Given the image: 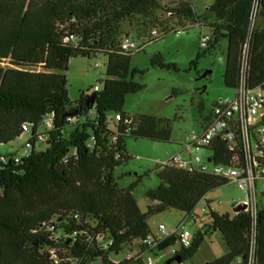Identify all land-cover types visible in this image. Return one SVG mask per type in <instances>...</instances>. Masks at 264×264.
Instances as JSON below:
<instances>
[{
  "label": "trees",
  "instance_id": "trees-1",
  "mask_svg": "<svg viewBox=\"0 0 264 264\" xmlns=\"http://www.w3.org/2000/svg\"><path fill=\"white\" fill-rule=\"evenodd\" d=\"M195 1L177 0L164 7L157 0H0V145L18 139L23 124L30 126L29 141L34 143L39 125L52 120L45 151L34 149L22 163L0 165V264H143L115 263L111 257L152 234L147 217L167 210L193 214L208 193L227 184L197 172L157 167L159 184L146 191V211L141 212L133 196L135 185L121 189L114 177L115 169L130 159L125 139L168 143L171 135L167 121L150 115L124 124L129 117L123 112L125 97L144 86L134 81L143 72L130 69L132 53L120 50L123 22L141 18L154 25L155 15L165 13L169 23L155 26L160 36L149 43L186 22L191 28L206 27L210 41L193 64L226 41L223 84L232 90L238 84L254 0H211L202 16L196 15ZM256 2V16L264 20V0ZM150 33L137 38L149 41ZM96 55L107 59L101 90L82 92L70 103L65 77L69 60ZM150 66L176 70L158 53L150 58ZM247 67L246 83L254 88L264 80V29L252 30ZM110 114L120 115L121 121H109ZM212 154L214 162L225 154L223 144ZM207 216L209 222L192 235L189 247H180L174 256L181 263L190 260L204 237L218 232L226 254L205 264L243 259L250 246L249 215L207 208ZM254 232L255 263L264 264L262 208ZM105 242H111L107 249L102 247ZM176 242L175 236L165 238L157 252Z\"/></svg>",
  "mask_w": 264,
  "mask_h": 264
},
{
  "label": "rangeland",
  "instance_id": "rangeland-1",
  "mask_svg": "<svg viewBox=\"0 0 264 264\" xmlns=\"http://www.w3.org/2000/svg\"><path fill=\"white\" fill-rule=\"evenodd\" d=\"M157 1L161 6L171 7L177 0ZM211 3V0L193 2L196 15L205 14L206 8ZM155 20L154 25H150L148 20L141 18L127 20L120 25L122 34L128 35L138 47H141V50L131 54L130 69L143 72L142 75H135L134 81L144 86L140 92L125 97L123 112L131 117L150 115L165 120L169 124L171 134L168 143L125 139V151L130 159L123 166L115 169L114 177L119 188L126 189L135 185L133 196L141 212L146 211L147 201L144 196L146 191L159 184L154 170L160 167L168 157L182 151L187 137L192 131L199 129V122L210 114L214 102L234 96L232 89L224 87L222 79L226 41H221L214 53L205 54L196 64H193L197 54L203 51L200 49V39L203 35L209 34V30L206 27L196 26L178 35L169 33L161 41L149 44L146 43L147 39L137 38V34L142 35L144 31L149 34L155 26L160 27L169 23L168 16L163 12L157 13ZM147 24L149 28L144 30L143 25ZM254 28L263 30L264 20L256 16ZM144 43L146 44L143 46ZM156 53L162 56L165 63L175 65L176 70L151 67L150 58ZM106 62L107 59L103 55H96L89 59L77 57L69 60L65 77L70 103H74L80 93L91 91L93 86L100 87L101 81L105 79ZM206 72L209 74L201 78ZM108 120H114V116L108 115ZM29 138L30 132L22 134L11 143L0 145V156L21 157L23 147ZM46 148V144L37 145L35 152L45 151ZM199 156L206 159L210 157V152L202 149ZM244 200L245 194L242 191L235 185L226 184L208 193L205 200L196 206L193 214L186 215L175 210H167L147 217L146 222L153 235L159 234V225H163L168 232L183 225V231L192 236L209 222L207 212L203 211V205L209 206L218 214L232 215V205ZM258 200L259 207L264 209V196L258 197ZM218 201L221 204H217ZM137 244L138 242H134L131 248L134 249ZM179 248L176 242L166 251H154L148 256L151 257L153 264H166L172 256L170 252ZM128 249L125 248L121 254L111 257L113 262L124 260ZM225 254L226 247L220 234L209 232L196 254L190 260L180 264H205Z\"/></svg>",
  "mask_w": 264,
  "mask_h": 264
},
{
  "label": "built area",
  "instance_id": "built-area-1",
  "mask_svg": "<svg viewBox=\"0 0 264 264\" xmlns=\"http://www.w3.org/2000/svg\"><path fill=\"white\" fill-rule=\"evenodd\" d=\"M257 0H254L253 9L250 16V23L246 41L243 45L239 59V79L237 86L233 89L232 98L220 99L213 103L210 114L199 122V129L192 131L187 137V142L181 152L168 157L161 168H171L186 172H197L219 178L229 185H235L245 194V200L239 204H233V214L239 205L245 207L244 213L248 214L252 221V231L250 234V246L247 255L243 259H235L231 264H256L255 263V222L257 218L260 201L258 197L264 196V80L254 88L248 87L246 83L248 44L254 21L257 13ZM192 24L186 22L183 27L174 30L173 34L183 33ZM160 32L154 29L150 33L152 42L159 38ZM210 36L205 34L201 37L200 48L203 49L209 43ZM144 43L143 46L146 44ZM120 50L125 54L137 52L141 47L125 35L120 43ZM100 87L95 85L92 92H99ZM115 122L121 121V116L114 118ZM132 123V117L124 119L125 125ZM52 129V120L47 118L39 125L35 134V142L29 140L23 147L21 157L0 156V165H7L10 161L15 164L22 163L23 159L29 156L37 145L46 144V133ZM22 134L30 132V126H21ZM116 137L112 138L115 141ZM223 144L225 154L220 155L213 161V148ZM204 149L210 152V157L203 159L199 156ZM212 150V152H211ZM210 166V167H209ZM217 204H221L220 201ZM207 205H203V211L207 212ZM158 235H148L145 240L139 241L132 249V245L127 250L124 260L141 261L143 264H153L149 253L156 251L158 245L170 236H175L180 247L188 248L191 237L188 232L183 231V225L168 232L163 226H158ZM111 242H105L103 249H107ZM177 250L170 252L172 256ZM171 256V257H172ZM51 258L55 259L53 252ZM116 263V262H115Z\"/></svg>",
  "mask_w": 264,
  "mask_h": 264
},
{
  "label": "water",
  "instance_id": "water-1",
  "mask_svg": "<svg viewBox=\"0 0 264 264\" xmlns=\"http://www.w3.org/2000/svg\"><path fill=\"white\" fill-rule=\"evenodd\" d=\"M208 73H209V72L204 73V74L201 76V78H205V77L207 76ZM93 97H94L93 95L90 96V98H89V102L92 101ZM244 209H245V207H244L243 205H239V206H237V207L235 208L234 211H235V212H243ZM172 262H175V263H177V264H180V263H181V260H180V258H179L178 256H173V257H171V258L167 261L166 264H171Z\"/></svg>",
  "mask_w": 264,
  "mask_h": 264
},
{
  "label": "crops",
  "instance_id": "crops-1",
  "mask_svg": "<svg viewBox=\"0 0 264 264\" xmlns=\"http://www.w3.org/2000/svg\"><path fill=\"white\" fill-rule=\"evenodd\" d=\"M121 189H125V188H121ZM127 189V188H126ZM154 236H157V235H154Z\"/></svg>",
  "mask_w": 264,
  "mask_h": 264
}]
</instances>
